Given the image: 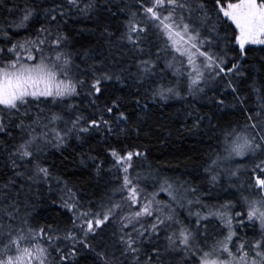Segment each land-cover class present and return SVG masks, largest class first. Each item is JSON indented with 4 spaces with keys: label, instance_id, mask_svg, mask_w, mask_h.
Listing matches in <instances>:
<instances>
[{
    "label": "snow or ice",
    "instance_id": "snow-or-ice-1",
    "mask_svg": "<svg viewBox=\"0 0 264 264\" xmlns=\"http://www.w3.org/2000/svg\"><path fill=\"white\" fill-rule=\"evenodd\" d=\"M81 18L94 26L74 35ZM85 31L95 45L77 46ZM248 45L264 46V0H16L0 11V264H264V74L244 67ZM174 100L182 127L207 137L202 182L232 190L223 202L128 144ZM237 105L243 120L224 119ZM73 140L91 145L80 163L108 177L86 205L50 162ZM45 186L70 213L63 223L36 222Z\"/></svg>",
    "mask_w": 264,
    "mask_h": 264
},
{
    "label": "trees",
    "instance_id": "trees-1",
    "mask_svg": "<svg viewBox=\"0 0 264 264\" xmlns=\"http://www.w3.org/2000/svg\"><path fill=\"white\" fill-rule=\"evenodd\" d=\"M16 0H8V3L0 8L4 11L10 7ZM235 2V0H233ZM211 7V4H209ZM94 26V21L81 18L79 21L70 20L68 30L74 35L77 29H89ZM28 33L21 31L16 39H23ZM99 33H91L85 31L82 35L76 36L79 44L84 46L95 45L98 42ZM264 46H247L249 49L246 57L241 58L245 68L251 69L252 73L258 78L264 74V68L261 64L264 63V51L261 48ZM238 53V48L235 50ZM235 53L230 52L229 56ZM250 82V81H249ZM240 87L246 89L247 83L241 82ZM228 101L232 100L231 96L227 97ZM255 104V97H250L248 107ZM182 101H170L167 107L160 106L155 111L151 119L147 121L145 132L147 135L141 134L139 138L135 135L128 141V144L140 146L141 150L145 151L148 160L146 164H151L154 169H160L164 174L169 176L182 177L184 180L193 185H197L201 192L211 191V197L205 196L206 202L216 203L223 202L224 198L228 197L232 190H225L224 187H211L203 181L204 173L200 165V153L206 148L207 137L202 131H186L182 125L189 123L183 119L182 113L184 109ZM206 110V109H205ZM224 119L233 121L243 120V116L239 110V105L235 108L229 107L225 109ZM71 147L64 150L63 153L53 152L50 157V162L56 165L54 171H59L62 174V179L66 180L73 191L76 192L77 198L82 204H87L90 199L98 201L105 191V182L107 176H96L94 171L86 169L81 163V157L78 155L81 151H88L90 144H84L82 147L76 145V142H69ZM94 145V142H92ZM120 147H124L123 144ZM66 157V159H65ZM107 167V165H105ZM4 171L2 161H0V172ZM60 193L57 190L48 191L47 186L41 191L39 198H33L35 202L34 214L36 222L43 223H63L66 217L70 215L65 209L60 207ZM161 199H167V196L161 194ZM55 201V203H53ZM239 210V209H238ZM89 258H82L79 264H86Z\"/></svg>",
    "mask_w": 264,
    "mask_h": 264
},
{
    "label": "rangeland",
    "instance_id": "rangeland-1",
    "mask_svg": "<svg viewBox=\"0 0 264 264\" xmlns=\"http://www.w3.org/2000/svg\"><path fill=\"white\" fill-rule=\"evenodd\" d=\"M248 46H256V45H248ZM238 48V47H237Z\"/></svg>",
    "mask_w": 264,
    "mask_h": 264
}]
</instances>
